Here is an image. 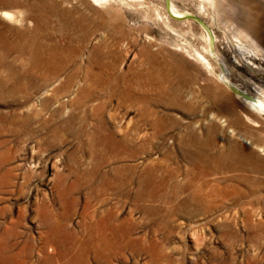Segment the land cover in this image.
<instances>
[{"label":"rangeland","instance_id":"374dc122","mask_svg":"<svg viewBox=\"0 0 264 264\" xmlns=\"http://www.w3.org/2000/svg\"><path fill=\"white\" fill-rule=\"evenodd\" d=\"M171 1L214 29L233 81L264 95L235 40L264 46V0ZM167 2L0 0V264H264V116L197 58L203 25Z\"/></svg>","mask_w":264,"mask_h":264},{"label":"bare ground","instance_id":"6f19581e","mask_svg":"<svg viewBox=\"0 0 264 264\" xmlns=\"http://www.w3.org/2000/svg\"><path fill=\"white\" fill-rule=\"evenodd\" d=\"M93 1H95V2H97V3H106V2H110V0H93ZM126 1V0H125ZM135 1H137V0H135ZM205 1H207L206 3H214V1L215 0H204V2ZM121 2V1H120ZM128 2V1H127ZM130 2V1H129ZM129 2H128V4H129ZM172 2V1H171ZM131 3V2H130ZM135 3V2H134ZM124 4V3H123ZM126 4V3H125ZM127 4V5H128ZM167 4H168V2H167ZM130 5V4H129ZM215 7V6H214ZM203 8H206L205 6H202V9ZM209 8V7H208ZM171 9H172V12L174 13V15H176L177 17H179V18H183V17H186L187 15H189V14H186V13H183V11L181 12L180 10H178V8L175 6V4H173V3H171ZM201 10V9H200ZM204 12V11H203ZM208 12V11H207ZM215 12V11H214ZM188 13V12H187ZM169 11H168V16H169ZM213 15H215V14H213ZM3 16L6 18V19H9V20H13L15 17H14V15L13 14H11V13H9V12H4V14H3ZM170 16H171V14H170ZM172 17V16H171ZM19 18V17H18ZM4 19V18H3ZM77 19V18H76ZM81 20V19H80ZM169 20V19H168ZM187 20V19H186ZM212 20H214V19H212ZM7 21V20H6ZM74 21V20H73ZM182 21V20H181ZM72 23V22H71ZM75 24H76V22H74ZM208 23V22H207ZM216 23V22H215ZM94 24V23H93ZM92 24V25H93ZM213 24V23H212ZM215 25V24H214ZM97 26V25H96ZM213 26V25H212ZM71 27V26H70ZM100 27V26H99ZM203 28H204V30H205V36H206V38H207V42H208V47L207 48H205V53H201V52H199V51H195V53L197 54V58L200 60V61H203V63L208 67V68H211L212 69V72L213 71H215L214 69H218V72H214L215 73V75H216V77H217V79L221 82V83H223L230 91L232 90L233 92H234V94H236L235 95V97H237V99H239L240 101H242V102H244V103H246L249 107H250V109H252L254 112H256V114H259V116H261V115H263L264 116V95H258V94H256L255 92H252L251 90H249L248 88H245V87H243V86H241V85H239L238 83H235L234 81H233V79L231 78V75H230V68H229V64H228V62H227V60L225 59V57L221 54V52L217 49V38L218 37H216L215 35L216 34H214V39H212V35H211V33H209V31L204 27V26H202ZM92 28V27H91ZM94 28V27H93ZM214 30V29H213ZM212 30V31H213ZM225 30V29H224ZM71 31V30H70ZM226 31H227V29H226ZM70 33V32H69ZM260 33V32H259ZM72 34V33H71ZM230 34V33H229ZM228 34V35H229ZM65 35H66V33H65ZM70 35V34H69ZM78 36V35H77ZM82 36V35H81ZM230 36H232V35H230ZM237 37H235V40H236V42H237V44H236V52L238 53V55H237V57H238V60L241 62V61H243V57L244 56H246L247 55V53H248V55L250 56V58L251 57H253V58H255L256 60H259V63H257V62H253V61H250L251 62V64L253 65V68H252V70L254 71V72H261V73H263L264 74V46L263 45H261L257 40H256V38H254V37H252L250 34H238V35H236ZM68 37V36H67ZM74 37H76V36H74ZM72 38V37H71ZM82 38V37H81ZM89 38V37H88ZM232 38V37H231ZM230 38V39H231ZM237 38V39H236ZM77 39V38H76ZM79 39V38H78ZM77 39V40H78ZM90 39H91V37H90ZM89 39V40H90ZM32 40H34V39H32ZM35 41V40H34ZM69 42H71V41H69ZM73 42V41H72ZM78 42H80V41H78ZM86 42V41H85ZM264 42V41H263ZM75 43V42H74ZM235 43V42H234ZM80 44V43H79ZM71 45V44H70ZM76 45V44H75ZM83 45H85V44H83ZM235 45V44H234ZM81 46V45H80ZM70 47V46H69ZM74 48V47H73ZM80 48V47H79ZM82 48V47H81ZM101 48V47H100ZM99 48V49H100ZM71 49V48H70ZM75 49V48H74ZM74 49H72V51L74 50ZM93 49H95L94 47H93ZM80 52V51H79ZM92 52H94V51H92ZM193 52V51H192ZM75 53H76V50H75ZM79 54V53H78ZM195 54V55H196ZM93 55V54H92ZM176 55V54H175ZM194 55V56H195ZM105 56V55H104ZM104 56H102L103 58H104ZM91 57V56H90ZM95 57V56H94ZM173 57V56H172ZM196 57V56H195ZM210 57V58H209ZM246 58H249V57H246ZM94 59V58H93ZM185 59V58H184ZM103 60V59H102ZM101 60V61H102ZM88 61V60H87ZM173 61V60H172ZM184 61V60H183ZM236 61V60H235ZM92 62V61H91ZM98 62V61H97ZM33 63V62H32ZM93 63V62H92ZM109 63V62H108ZM118 63V62H117ZM174 63V62H173ZM184 63V62H183ZM182 63V64H183ZM247 63V62H246ZM86 64V63H85ZM91 64V63H90ZM107 64V63H106ZM111 64H113V63H111ZM177 64V63H176ZM31 65V64H30ZM36 65V64H35ZM41 65V64H40ZM99 65V64H98ZM110 65V64H109ZM114 65V64H113ZM179 65V64H178ZM187 65V64H186ZM190 65V64H189ZM90 66V65H89ZM107 66H108V64H107ZM106 66V67H107ZM183 66V65H182ZM181 66V67H182ZM40 67V66H39ZM38 67V68H39ZM44 67V66H43ZM91 67V66H90ZM105 67V68H106ZM114 67V66H113ZM113 67H111V68H113ZM118 67V66H117ZM193 67V66H192ZM250 67H252V66H250ZM99 68V67H98ZM109 68V67H108ZM115 68V67H114ZM184 68V67H183ZM189 68V67H188ZM195 68V67H194ZM48 69V68H47ZM46 69V70H47ZM86 69V68H85ZM89 69H91V68H89ZM116 69V68H115ZM114 69V70H115ZM182 69V68H181ZM186 69V68H185ZM49 70H50V68H49ZM76 70V69H75ZM79 70V69H78ZM102 70V69H101ZM106 70V69H105ZM51 71V70H50ZM54 71V70H53ZM56 72H57V70H55ZM86 71V70H85ZM87 71H89V70H87ZM94 71V70H93ZM92 71V72H93ZM103 71V70H102ZM102 71H101V73H102ZM111 71V70H110ZM113 71V70H112ZM187 71V70H186ZM16 72V71H15ZM43 72V71H42ZM77 72V71H76ZM82 72V71H81ZM97 72V71H96ZM174 72V71H173ZM14 73V72H13ZM47 74H48V72H46ZM51 73V72H50ZM83 73V72H82ZM91 73V72H90ZM109 73V72H108ZM186 73V72H185ZM184 73V74H185ZM190 73V72H189ZM79 74H81V73H79ZM93 74V73H92ZM103 74V73H102ZM101 74V75H102ZM181 73H179V75H180ZM21 75V74H20ZM26 75V74H25ZM29 75H31V74H29ZM52 75H54V73L52 74ZM86 75V74H85ZM186 75H188V74H186ZM27 76V75H26ZM25 76V77H26ZM49 76V75H48ZM56 76H58V75H56ZM75 77H77L78 76V74H77V76L76 75H74ZM94 76V75H93ZM193 76V75H192ZM20 77H23V76H20ZM33 77V76H32ZM36 77H38V76H36ZM64 76H62V78H63ZM71 77H73V76H71ZM82 77H83V74H82ZM194 77H195V75H194ZM28 78V77H27ZM39 78V77H38ZM57 78V77H56ZM87 78V77H86ZM185 78V77H184ZM15 79V78H14ZM21 79V78H20ZM23 79H24V77H23ZM23 79L21 80L22 82H23ZM30 79V78H29ZM35 79V78H34ZM43 79H44V77H43ZM46 79V78H45ZM59 79H60V77H59ZM88 79V78H87ZM189 79V78H188ZM19 80V79H18ZM27 80V79H26ZM77 80V79H76ZM197 80V79H196ZM50 81V80H49ZM53 81V80H52ZM64 81H67V79L66 80H64ZM78 81V80H77ZM82 81V80H81ZM83 81H84V79H83ZM44 82V81H43ZM45 82H47V81H45ZM58 82V81H57ZM63 82V81H62ZM69 82H71V81H69ZM85 82V81H84ZM106 82V81H105ZM189 82H194V78L192 77V79H190V81ZM2 83V82H1ZM4 83V82H3ZM2 83V84H3ZM25 83V82H24ZM29 83H30V81H29ZM28 83V84H29ZM83 83V82H82ZM1 84V85H2ZM17 84V83H16ZM43 84V83H42ZM59 84L61 85V83L59 82ZM58 84V85H59ZM69 84H71V83H69ZM74 84V83H73ZM88 84V83H87ZM90 84V83H89ZM88 84V85H89ZM23 85V84H22ZM41 85V84H40ZM57 85V84H56ZM65 85V84H64ZM68 85V84H67ZM85 85V84H84ZM190 85H191V83H190ZM3 86V85H2ZM27 86V85H26ZM1 87V86H0ZM29 86H27V88H28ZM40 87V86H39ZM44 87V86H43ZM64 87V86H63ZM72 87V86H71ZM80 87V86H79ZM81 87H83V86H81ZM105 87H107V84H106V86ZM104 87V88H105ZM34 88V87H33ZM54 88V87H53ZM52 88V89H53ZM56 88V87H55ZM67 88V87H66ZM73 88V87H72ZM96 88V87H95ZM102 88V87H101ZM179 88H180V86H179ZM30 89V88H29ZM38 89V88H37ZM69 89V88H68ZM71 89V88H70ZM76 89V88H75ZM112 89V88H111ZM13 90V89H12ZM34 90V89H33ZM78 90V89H77ZM84 90V89H83ZM87 90V89H86ZM91 90V89H90ZM99 90V89H98ZM181 90V89H180ZM37 91V90H36ZM54 91H55V89H54ZM66 91V90H65ZM182 91V90H181ZM51 92V91H50ZM49 92V93H50ZM55 92H59V91H55ZM67 92V91H66ZM65 92V93H66ZM70 92V91H69ZM75 92V91H74ZM94 92V91H93ZM72 93V92H71ZM97 93V92H96ZM180 93V92H179ZM88 94V93H87ZM111 94V93H110ZM48 95V94H47ZM92 95V94H91ZM95 95H97V94H95ZM126 95V94H125ZM178 95V94H177ZM46 96V95H45ZM51 96H54L53 94L51 95ZM57 96H58V94H57ZM60 96V95H59ZM58 96V97H59ZM28 97V96H27ZM48 97H50L49 95H48ZM74 97V96H73ZM77 97V96H76ZM92 97V96H91ZM90 97V98H91ZM100 97V96H99ZM110 97V96H109ZM124 97V96H123ZM173 97V96H172ZM171 97V98H172ZM55 98H56V96H55ZM54 98V99H55ZM88 98V97H87ZM101 98V97H100ZM127 98V97H126ZM175 98V97H174ZM53 99V98H52ZM72 99V98H71ZM102 99V98H101ZM115 99V98H114ZM48 100V99H47ZM50 100V99H49ZM83 101H84V99H82ZM93 100H95V99H93ZM27 101V100H26ZM58 101V100H57ZM67 101V100H66ZM68 102V101H67ZM67 102H66V104H67ZM73 101H71L70 103H72ZM96 102V101H95ZM99 102V101H98ZM98 102H96V103H98ZM101 102V101H100ZM175 102V101H174ZM177 103H182L183 102V100H182V97L181 96H178L177 97V101H176ZM47 103H49V102H47ZM46 103V104H47ZM55 103V102H54ZM63 103V102H62ZM62 103H59V104H62ZM187 103V102H186ZM80 104L82 105V103L80 102ZM176 104V103H175ZM77 105H79V104H77ZM105 105H106V102H101V104H100V109L101 108H104L105 107ZM246 105V106H247ZM49 106V105H48ZM47 106V107H48ZM62 106H63V104H62ZM73 106V105H72ZM76 106V105H75ZM56 107V106H55ZM59 107H61V105L59 106ZM93 107V106H92ZM91 107V108H92ZM41 108V107H40ZM44 108V107H43ZM57 108V110H59L58 109V107H56ZM73 108V107H72ZM87 108V107H86ZM86 108L84 107V109H85V111H86ZM97 108H99L98 106H97ZM197 108V107H196ZM39 109V108H38ZM37 109V110H38ZM61 109V108H60ZM67 109V108H66ZM49 110V109H48ZM56 110V111H57ZM64 110V109H63ZM92 110V109H91ZM151 110V109H150ZM190 110V109H189ZM195 110V109H194ZM45 111V110H44ZM66 111V110H65ZM88 111V110H87ZM86 111V112H87ZM152 111V110H151ZM42 112V110H39V111H37V115L39 116V118H40V115L42 114L41 113ZM47 112V111H46ZM50 112H52V110L50 111ZM59 112H61V111H59ZM67 112V111H66ZM100 112V111H99ZM107 112V111H106ZM69 114H70V112H68ZM73 113V112H72ZM75 113V112H74ZM85 113V112H84ZM145 113H147V112H145ZM151 113V112H150ZM44 114V113H43ZM42 114V115H43ZM94 114H96V113H93V115ZM103 114H105V112L103 113ZM36 115V116H37ZM56 115V114H55ZM73 115V114H72ZM83 115V114H82ZM116 115H117V113H116ZM37 116V117H38ZM54 116V115H53ZM60 117H61V115H59ZM71 116V115H70ZM84 116V115H83ZM101 116V115H100ZM150 116V115H149ZM152 116V115H151ZM73 117V116H72ZM106 117V116H105ZM105 117H104V119H105ZM146 117V116H145ZM29 118V117H28ZM71 118V117H70ZM30 119V118H29ZM54 119H55V117H54ZM62 119H63V117H62ZM72 119V118H71ZM75 119V118H74ZM73 119V120H74ZM77 119V118H76ZM79 119H82L81 117L79 118ZM78 119V120H79ZM96 119V118H95ZM115 119V118H114ZM31 120V119H30ZM30 120H27V121H30ZM43 120H44V118H43ZM60 120V119H59ZM67 120H68V118H67ZM22 121V120H21ZM82 121V120H81ZM88 121V120H87ZM90 121V120H89ZM69 122V121H68ZM75 122V121H74ZM82 122H85V121H82ZM56 123V122H55ZM62 123V122H61ZM66 123V122H65ZM77 123V122H76ZM76 123H74L73 125H75ZM95 123V122H94ZM60 124V123H59ZM58 124V125H59ZM83 124V123H82ZM103 124H104V122H103ZM62 125V124H61ZM60 125V126H61ZM64 125V124H63ZM66 125V124H65ZM64 125V126H65ZM63 126V128H65ZM68 126H70L69 124H68ZM88 126V125H87ZM86 126V127H87ZM93 126H95V125H93ZM24 127V126H23ZM26 127V126H25ZM25 129V128H24ZM67 129V128H66ZM70 129H72V128H70ZM85 129V128H84ZM88 129H90L89 127H88ZM96 129V128H95ZM94 129V130H95ZM138 129V128H137ZM192 129V128H191ZM103 130V129H102ZM20 131H22V130H20ZM38 131H40V130H38ZM67 131V130H66ZM72 131V130H71ZM93 131V130H92ZM137 131V130H136ZM31 132V131H30ZM33 132V131H32ZM76 132V131H75ZM110 132V131H109ZM210 132V131H209ZM28 133H29V131H28ZM35 133V132H34ZM33 133V134H34ZM54 133H55V131H54ZM93 133V132H92ZM98 133H99V131H98ZM100 133H102V132H100ZM89 134V133H88ZM91 134V133H90ZM96 134V133H95ZM107 134V133H106ZM112 134V133H111ZM125 134H126V132H125ZM196 134V133H195ZM200 134V133H199ZM198 134V135H199ZM210 134V133H209ZM108 135H109V133H108ZM191 135V134H190ZM197 135V134H196ZM28 136V135H27ZM31 136V135H30ZM85 136V135H84ZM186 136H188V134L186 135ZM195 136V135H194ZM207 136V135H206ZM185 137V136H184ZM198 137V136H197ZM209 137V136H208ZM31 138V137H30ZM85 138V137H84ZM88 138H89V136H88ZM194 138V137H193ZM90 139H91V137H90ZM89 139V140H90ZM183 139V138H182ZM84 140V139H83ZM94 140V139H93ZM205 140V139H204ZM207 140V139H206ZM257 140V139H256ZM187 141H189V140H187ZM186 141V142H187ZM198 141V140H197ZM85 142V141H84ZM90 142H91V140H90ZM184 142V141H183ZM203 142V141H202ZM38 143V142H37ZM92 143V142H91ZM204 143V142H203ZM250 143V142H249ZM248 143V144H249ZM127 144H129V143H127ZM183 144V143H182ZM193 144V143H192ZM197 144V143H196ZM201 144V143H200ZM213 144V143H212ZM214 144H215V142H214ZM38 145V144H37ZM41 145V144H40ZM89 145H92V144H89ZM202 145V144H201ZM206 145H207V143H206ZM209 145H211V144H209ZM258 145V144H257ZM119 146V145H118ZM184 146V145H183ZM189 146H191V144H189ZM202 146H204V145H202ZM245 146V145H244ZM96 147V146H95ZM102 147H103V145H102ZM127 147V146H126ZM185 147V146H184ZM197 147V146H196ZM207 147V146H206ZM213 147V146H212ZM211 147V148H212ZM246 147V146H245ZM92 148H93V145H92ZM104 148V147H103ZM209 148V147H208ZM37 149V148H36ZM39 149V148H38ZM188 149V148H187ZM193 149H194V147H193ZM262 149V148H261ZM120 150V149H119ZM118 150V151H119ZM184 150V149H183ZM191 150V149H190ZM189 150V151H190ZM196 150H197V148H196ZM207 150V149H206ZM239 150H240V148H239ZM249 150V149H248ZM251 150V149H250ZM110 151V150H109ZM114 151H115V149H114ZM125 151V150H124ZM199 151V150H198ZM209 151V150H208ZM242 151V150H241ZM39 152H40V150H39ZM207 152V151H206ZM210 152V151H209ZM237 152V151H236ZM235 152V153H236ZM239 152V151H238ZM93 153V152H92ZM104 153V152H103ZM110 153V152H109ZM117 153V152H116ZM199 153H201V151L199 152ZM118 154V153H117ZM116 154V155H117ZM203 154H204V152H203ZM202 154V155H203ZM209 154V153H208ZM243 154H246V153H243ZM95 155V154H94ZM231 155V154H230ZM233 155V154H232ZM107 156V155H106ZM120 156V155H119ZM186 156V155H185ZM199 156V155H198ZM103 157H104V155H103ZM117 157V156H116ZM168 157H170V156H168ZM202 157V156H201ZM211 157V156H210ZM215 157V156H214ZM217 157V156H216ZM235 157V156H234ZM94 158V157H93ZM109 158V157H108ZM225 158V157H224ZM233 158V157H232ZM105 159V158H104ZM121 159V158H120ZM170 159V158H169ZM175 159V158H174ZM189 159L191 160V159H193V160H199V163H202V160H205V159H198V158H195V156H193L192 154H189ZM223 159V158H222ZM221 159V160H222ZM228 159V158H227ZM103 160V159H102ZM107 160V159H106ZM110 160H111V158H110ZM220 160V161H221ZM225 160V159H224ZM223 160V161H224ZM244 160V159H243ZM216 161H217V159H216ZM237 161H238V159H237ZM245 161V160H244ZM97 162V161H96ZM119 162V161H118ZM163 161H161L160 163H162ZM171 162V161H170ZM204 162V161H203ZM246 162V161H245ZM248 162V161H247ZM164 163V162H163ZM178 163H179V161H178ZM189 163V162H188ZM187 163V164H188ZM208 163V161H206V164ZM211 163V162H210ZM213 163V162H212ZM220 163H222V162H220ZM219 163V164H220ZM226 163H228V162H226ZM235 163V162H234ZM237 163V162H236ZM94 164V163H93ZM102 164H104V162H102ZM120 164V163H119ZM173 164V163H172ZM203 164H205V163H203ZM202 164V165H203ZM238 164V163H237ZM245 164H247V163H245ZM101 165V164H100ZM163 165V164H162ZM190 165V164H189ZM214 165V164H213ZM230 166L232 165V164H229ZM241 165V164H240ZM239 165V166H240ZM250 165V164H249ZM115 166H117V165H115ZM194 166V165H193ZM197 166H198V164H197ZM204 166V165H203ZM217 166V165H216ZM219 166V165H218ZM226 166H228V164L226 165ZM234 166V165H233ZM255 166V165H254ZM253 166V167H254ZM173 167V166H172ZM190 167H192V166H190ZM205 167V166H204ZM214 167H215V165H214ZM222 167V166H221ZM91 168V167H90ZM99 168V167H98ZM116 168V167H115ZM119 168V167H118ZM124 168V167H123ZM164 168V167H163ZM178 168V167H177ZM193 168V167H192ZM239 168V167H238ZM32 169V168H31ZM113 169V168H112ZM171 169V168H170ZM176 169V168H175ZM194 169V168H193ZM196 169V168H195ZM224 169H225V167H224ZM233 169V168H232ZM235 169V168H234ZM33 170V169H32ZM111 170V169H110ZM211 170V169H210ZM230 170V169H229ZM243 170V169H242ZM246 170H247V168H246ZM172 171V170H171ZM193 171V170H192ZM196 171V170H195ZM203 171V170H202ZM213 171V170H212ZM218 171V170H217ZM245 171V170H244ZM253 171H254V169H253ZM31 172V171H30ZM116 172V171H115ZM187 172V171H186ZM208 172V171H207ZM211 172V171H210ZM215 172V171H214ZM85 173V172H84ZM110 173V172H109ZM120 173V172H119ZM125 173V172H124ZM127 173V172H126ZM161 173V172H160ZM169 173V172H168ZM189 173H190V171H189ZM213 173V172H212ZM216 173V172H215ZM86 175H87V173H85ZM105 174V173H104ZM112 174V173H111ZM176 174V173H175ZM194 174H195V172H194ZM200 174V173H199ZM203 174H205V173H203ZM214 174V173H213ZM90 175V174H89ZM88 175V176H89ZM97 175V174H96ZM101 175V174H100ZM144 175V174H143ZM143 175H141V176H143ZM168 175V174H167ZM167 175H165V176H167ZM185 175H186V173H185ZM189 175H192L191 173L189 174ZM206 175V174H205ZM236 175V174H235ZM242 175H245V174H242ZM247 175V174H246ZM87 176V177H88ZM93 176V175H92ZM115 176V175H114ZM120 176V175H119ZM121 176H122V174H121ZM187 176V175H186ZM185 176V177H186ZM239 176H240V174H239ZM251 176V175H250ZM140 177V176H139ZM162 177V176H161ZM236 177V176H235ZM24 178H25V180H26V182H29V180L31 181V174L29 173V172H27V173H25V175H24ZM100 178V177H99ZM133 178V177H132ZM146 178V177H145ZM164 178V177H163ZM168 178V177H167ZM187 178V177H186ZM185 178V179H186ZM194 178H197V177H194ZM239 178V177H238ZM85 179V178H84ZM119 179V178H118ZM121 179V178H120ZM131 179V178H130ZM169 179V178H168ZM190 179V178H189ZM188 179V180H189ZM249 179V178H248ZM83 180V179H82ZM88 180H90V179H88ZM96 180V179H95ZM124 180V179H123ZM126 180V179H125ZM144 180V179H143ZM154 180V179H153ZM165 180V179H164ZM164 180H163V182H164ZM188 180H186V182L188 181ZM199 180V179H198ZM250 180V179H249ZM248 180V181H249ZM91 181V180H90ZM99 181V180H98ZM113 181V180H112ZM131 181V180H130ZM169 181V180H168ZM185 181V180H184ZM183 181V182H184ZM245 181V180H244ZM247 181V180H246ZM139 182V181H138ZM142 182V181H141ZM176 182H178V181H176ZM200 182V181H199ZM199 182H197V183H199ZM89 183V182H88ZM130 183V182H129ZM137 183V182H136ZM160 183V182H159ZM173 183V182H172ZM179 183V182H178ZM152 184H153V182H152ZM175 184H177V183H175ZM175 184H173L174 186H175ZM188 184V183H187ZM193 184H195V183H193ZM200 184V183H199ZM231 184V183H230ZM95 185H96V183H95ZM98 185V184H97ZM126 185V184H125ZM124 185V186H125ZM150 185V184H149ZM165 185H167V184H165ZM178 185V184H177ZM232 185V184H231ZM231 185H229V186H231ZM234 185V184H233ZM254 185H256V184H254ZM94 186V185H93ZM142 186V185H141ZM182 186V185H181ZM183 186H184V184H183ZM194 186H196V185H194ZM193 186V187H194ZM198 186H200V185H198ZM237 186V185H236ZM138 187V186H137ZM144 187H146V185L144 186ZM154 187V186H153ZM92 188V187H91ZM104 188H105V186H104ZM156 188V187H155ZM168 188V187H167ZM170 188V187H169ZM174 188H177V187H174ZM191 188V187H190ZM201 188V187H200ZM97 189H98V187H97ZM103 189V188H102ZM101 189V190H102ZM140 189V188H139ZM151 189H154V188H152V186H151V188H150V192H151ZM186 189V188H185ZM192 189H194V188H192ZM196 189V188H195ZM224 189V188H223ZM227 189H228V187H227ZM233 189V188H232ZM141 190V189H140ZM149 190V189H148ZM160 190V189H159ZM180 190H182V189H180ZM179 190V191H180ZM240 190V189H239ZM105 191V190H104ZM117 191V190H116ZM186 191V190H185ZM233 191V190H232ZM238 191V190H237ZM237 191H235V193L237 192ZM241 191V190H240ZM239 191V193H241ZM243 191V190H242ZM101 192V191H100ZM107 192V191H106ZM113 192H114V190H113ZM125 192V191H124ZM124 192H122V193H124ZM143 192V191H142ZM146 192V191H145ZM149 192V193H150ZM155 192V191H154ZM165 192V191H164ZM201 192V191H200ZM244 192V191H243ZM115 193V192H114ZM127 193V192H126ZM131 193V192H130ZM129 193V194H130ZM153 193V192H152ZM182 193V192H181ZM183 193H185V192H183ZM195 193H196V191H195ZM246 193V192H245ZM155 194H157L156 192H155ZM162 194V193H161ZM197 194V193H196ZM200 194H203V193H200ZM243 194V193H242ZM146 195V194H145ZM163 195V194H162ZM162 195H160V196H162ZM181 195H183V194H181ZM192 195L193 194H191V197H192ZM232 195V194H231ZM234 195V194H233ZM232 195V196H233ZM239 195V194H238ZM241 195V194H240ZM239 195V196H240ZM150 196V195H149ZM148 196V197H149ZM175 196V195H174ZM195 196V195H194ZM111 197V196H110ZM122 197V196H121ZM120 196H119V198H121ZM127 197H130V196H127ZM139 197V196H138ZM147 197V196H146ZM148 197H147V200H149L148 199ZM157 197V196H156ZM166 197H167V195H166ZM197 197V196H196ZM203 197V196H202ZM202 197H200V198H202ZM222 197H223V195H222ZM224 197H225V195H224ZM235 197V196H234ZM136 198V197H135ZM151 198V197H150ZM175 198V197H174ZM181 198V197H180ZM183 198V197H182ZM190 198V197H189ZM100 199V198H99ZM155 199V198H154ZM160 199V198H159ZM191 199V198H190ZM205 199V198H204ZM110 200H111V198H110ZM125 200V199H124ZM153 200V199H152ZM165 200V199H164ZM163 200V201H164ZM173 200V199H172ZM178 200H180V199H178ZM185 200V199H184ZM183 200V201H184ZM193 200V199H192ZM196 200H198V199H196ZM207 200V199H206ZM101 201H102V199H101ZM109 200H107V202H108ZM199 201H201V200H199ZM158 202H159V200H158ZM179 202V201H178ZM191 202V201H190ZM189 202V203H190ZM203 202H204V200H203ZM206 202V201H205ZM126 203V202H125ZM151 203V202H150ZM160 203H162V202H160ZM187 203V202H186ZM196 203V202H195ZM199 203V202H198ZM210 203V202H209ZM176 204V203H175ZM202 204V203H201ZM208 203H206V205H207ZM124 205V204H123ZM178 205V204H177ZM195 205V204H194ZM115 206V205H114ZM155 206V205H154ZM162 206V205H161ZM160 206V207H161ZM174 206V208L176 207V205H172V207ZM184 206H185V204H184ZM203 206V205H202ZM163 207V206H162ZM167 207H169V206H167ZM186 207V206H185ZM193 207V206H192ZM208 207V206H207ZM159 208V207H158ZM197 208V207H196ZM199 208V207H198ZM197 208V209H198ZM89 209V208H88ZM116 209V208H115ZM121 209H124L123 207L121 208ZM172 209V208H171ZM189 209V208H188ZM192 209V208H191ZM204 209V208H203ZM159 210V209H158ZM162 210V209H161ZM181 210V209H180ZM201 210V209H200ZM119 211V210H118ZM168 211H170V210H168ZM177 211H178V208H177ZM185 211H187V210H185ZM172 212H174V211H172ZM179 212V211H178ZM188 212V211H187ZM190 212V211H189ZM196 212V211H195ZM117 213V212H116ZM169 214V213H168ZM180 214V213H179ZM182 214V213H181ZM189 214V213H188ZM193 214H194V212H193ZM184 215V214H183ZM190 215V214H189ZM86 216V215H85ZM88 216V215H87ZM117 216V215H116ZM115 216V217H116ZM118 216H119V214H118ZM175 216V215H174ZM178 216V215H177ZM127 218V217H126ZM131 218V217H130ZM124 221H125V219H123ZM127 220V219H126ZM83 221V220H82ZM133 221V220H132ZM126 222V221H125ZM122 223V222H121ZM110 224H111V222H110ZM118 224V223H117ZM123 224V223H122ZM84 225V224H83ZM86 225V224H85ZM133 225V224H132ZM135 225V224H134ZM109 227V226H108ZM116 227V226H115ZM134 228V227H133ZM109 241V240H108ZM113 243V242H112ZM263 243V242H262ZM3 244V243H2ZM109 244V243H108ZM114 244V243H113ZM264 244V243H263ZM24 247V246H23ZM105 248V247H104ZM1 249V248H0ZM22 249V248H21ZM107 249V248H106ZM112 249V248H111ZM5 250V249H4ZM3 250V251H4ZM9 250V249H8ZM22 252H24V250L22 251ZM4 257H5V255H4ZM8 258V257H7ZM254 258V257H253ZM252 258V259H253ZM262 258V257H261ZM261 261V260H260ZM263 261V260H262ZM22 263H23V261H22ZM249 263V262H248ZM26 264V263H25ZM243 264V263H242Z\"/></svg>","mask_w":264,"mask_h":264},{"label":"water","instance_id":"95a60500","mask_svg":"<svg viewBox=\"0 0 264 264\" xmlns=\"http://www.w3.org/2000/svg\"><path fill=\"white\" fill-rule=\"evenodd\" d=\"M168 11L171 14V16L175 19H179V20L196 19L209 31V33H211V35L213 36L212 39H214V34H213V31L211 30V28L206 24V22L201 20L199 17H197L195 15H187L186 17L179 18L176 15H174V13L172 12V9H171V0H168Z\"/></svg>","mask_w":264,"mask_h":264}]
</instances>
